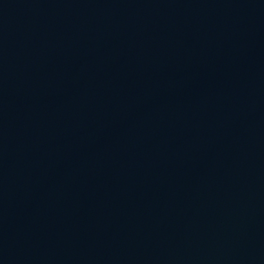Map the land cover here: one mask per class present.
<instances>
[{
  "label": "water",
  "instance_id": "1",
  "mask_svg": "<svg viewBox=\"0 0 264 264\" xmlns=\"http://www.w3.org/2000/svg\"><path fill=\"white\" fill-rule=\"evenodd\" d=\"M0 264H264V0H0Z\"/></svg>",
  "mask_w": 264,
  "mask_h": 264
}]
</instances>
